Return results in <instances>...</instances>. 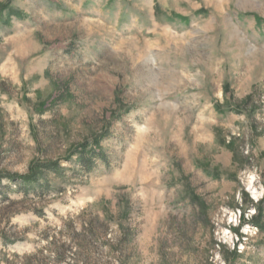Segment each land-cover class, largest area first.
<instances>
[{"label": "rangeland", "instance_id": "obj_1", "mask_svg": "<svg viewBox=\"0 0 264 264\" xmlns=\"http://www.w3.org/2000/svg\"><path fill=\"white\" fill-rule=\"evenodd\" d=\"M0 181V264H264V0H0Z\"/></svg>", "mask_w": 264, "mask_h": 264}, {"label": "trees", "instance_id": "obj_2", "mask_svg": "<svg viewBox=\"0 0 264 264\" xmlns=\"http://www.w3.org/2000/svg\"><path fill=\"white\" fill-rule=\"evenodd\" d=\"M76 152H78L77 162H78V168L84 171H90L93 170V168L96 165L97 161L106 162L105 156L101 153L100 149H92L89 147H80L79 149H76ZM32 180H29L31 182ZM2 186V183L0 181V187ZM27 189L28 187H24V189ZM95 231V228L91 230V228L87 230H83L82 233L77 234L76 232L73 233L74 237L71 241L64 242V234L58 233L56 230H50L52 235L50 236L48 233H46V236L44 238V241L47 242L46 247L40 248L38 252L35 254L29 256L26 258L25 261H27V264H62L66 260L70 258L72 255V251L76 250L77 252H81L80 255L82 258L76 259V264H91V251L88 252V249H91V239L97 238ZM49 232V233H50ZM123 239L121 240L122 244L129 243L130 246L132 244V238L133 230L131 228H124L122 231ZM133 235V236H131ZM131 236V237H130ZM57 237H62L61 240ZM90 240L88 244L85 243V241ZM93 245V244H92ZM121 245V244H120ZM94 247V245H93ZM120 246H118L119 248ZM78 254H74L76 257ZM85 260V261H84Z\"/></svg>", "mask_w": 264, "mask_h": 264}]
</instances>
